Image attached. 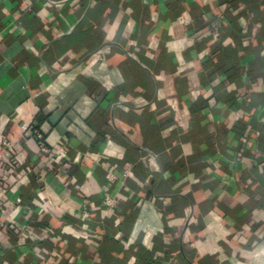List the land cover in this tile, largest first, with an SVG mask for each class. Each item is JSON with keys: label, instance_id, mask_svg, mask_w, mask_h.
<instances>
[{"label": "crops", "instance_id": "0c3cea01", "mask_svg": "<svg viewBox=\"0 0 264 264\" xmlns=\"http://www.w3.org/2000/svg\"><path fill=\"white\" fill-rule=\"evenodd\" d=\"M5 139L0 264H264V0H0Z\"/></svg>", "mask_w": 264, "mask_h": 264}, {"label": "built area", "instance_id": "2783aa9c", "mask_svg": "<svg viewBox=\"0 0 264 264\" xmlns=\"http://www.w3.org/2000/svg\"><path fill=\"white\" fill-rule=\"evenodd\" d=\"M22 127L25 130H27L29 128L28 125L25 123L22 124ZM35 132H36L37 138L42 140L43 135L41 134V132H39L38 130H35ZM2 148H3L2 150L4 151V153H2L0 157H2L3 154H5V153L8 154V152L13 150L12 144L6 139L3 141ZM52 160H54V158H52ZM4 193H5V190H4L3 185L1 184V180H0V198L4 195ZM102 202H103V205L105 207H109V208L112 207L113 208L116 206L117 199L114 198L111 194L106 192L103 196ZM82 216L86 219L90 218V210L87 207V205L84 206L82 209Z\"/></svg>", "mask_w": 264, "mask_h": 264}]
</instances>
